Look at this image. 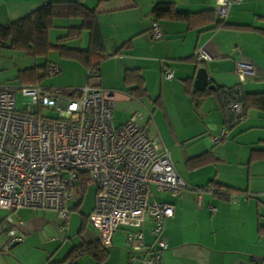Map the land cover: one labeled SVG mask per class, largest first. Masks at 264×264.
Wrapping results in <instances>:
<instances>
[{"label": "crops", "instance_id": "1", "mask_svg": "<svg viewBox=\"0 0 264 264\" xmlns=\"http://www.w3.org/2000/svg\"><path fill=\"white\" fill-rule=\"evenodd\" d=\"M55 1L76 0H0V24L6 25ZM79 1L93 10L103 41L98 78L87 80V70L81 62L50 50L48 55H56L45 57L43 64H58L59 78L43 85L44 78L38 85L74 94L86 83H94L120 93L113 110L116 125L134 112H143L140 124L161 139L177 175L189 187L180 197L153 191L152 200L173 205L172 217L163 224L167 248L161 252L160 264H235L237 260L251 264L253 258L264 260V112L249 108L244 121L231 126L222 141L212 140L225 121L217 90L238 83V60L249 61L254 67V75L240 84L242 92H264V0H242L232 5L224 20L226 26L215 30H208L212 24H205L202 18L193 21L192 26L184 20H159V40H154L150 31L155 5L170 3L178 12L199 14L213 10V0ZM80 25L77 18H55L47 39L56 44L70 27ZM64 44L87 49L89 33L83 30L78 38ZM198 47L210 55L200 64L193 61ZM16 54L32 58L7 45L0 46V62L14 56L17 63L25 60ZM36 63L30 61L23 67L39 66ZM164 66L172 69L171 80H163ZM3 67L0 64V69ZM198 67L206 69L214 90L193 91ZM127 70L138 71L146 92L144 98L127 96ZM0 88L12 90L3 84ZM253 151H259L256 159L251 158ZM78 183L81 195L66 203L69 217L64 227L51 209L23 207L14 212L20 240L11 246L6 235L0 233V264H70L73 249L98 241V232L87 221L94 207V202L84 203L88 184L82 190ZM206 186L227 192L219 195L204 190L200 194L202 207L198 208L195 189ZM72 211L78 215H72ZM5 215L0 210V222ZM150 226L147 219L143 234L145 243L152 246ZM126 231L119 227L113 232L112 245L106 248V256L99 264H140L128 262ZM72 264L98 263L83 254Z\"/></svg>", "mask_w": 264, "mask_h": 264}, {"label": "built area", "instance_id": "2", "mask_svg": "<svg viewBox=\"0 0 264 264\" xmlns=\"http://www.w3.org/2000/svg\"><path fill=\"white\" fill-rule=\"evenodd\" d=\"M241 1L213 0L216 18L224 21L232 5ZM150 31L154 40L161 39L157 22L152 23ZM209 59L203 47L193 52L197 64ZM235 72L238 83L217 90L225 121L212 138L214 143L222 141L229 128L246 117L240 84L254 75V67L240 59ZM45 73L59 74L60 67L50 63ZM161 74L165 81L173 77L168 66L161 69ZM98 75L97 67L86 71V78L96 79ZM19 90L28 107L25 112L15 109L13 90L0 88V210L6 213L0 233L6 235L7 242L20 240L13 217L19 208L51 209L60 225L66 226V203L79 199V175L84 174L95 190L87 221L98 232L100 246L110 247L113 232L123 227L127 229L124 244L128 262L160 264L161 252L167 248L163 224L172 217L173 205L152 200L153 191L180 197L189 187L177 175L161 139L140 124L143 115L134 112L125 122L114 124L113 110L120 93L94 83H86L74 94L38 84ZM48 111H54L57 117H49ZM204 190L224 193L212 186L196 188L198 208L202 207L200 194ZM147 219L152 246L144 240ZM235 264L249 263L237 260Z\"/></svg>", "mask_w": 264, "mask_h": 264}, {"label": "trees", "instance_id": "3", "mask_svg": "<svg viewBox=\"0 0 264 264\" xmlns=\"http://www.w3.org/2000/svg\"><path fill=\"white\" fill-rule=\"evenodd\" d=\"M151 16L153 18L152 22H159V20L162 19L172 18L175 20H184L190 26H192L193 21L202 18L206 20L205 24H212L208 30H215L226 26L225 21L216 18L213 10H207L199 14L178 12L170 3L155 5L151 12ZM55 18H77L81 20V25L79 27H70L64 36L57 39L56 44H50L47 39V31L51 27L52 20ZM83 30L89 33V45L87 49L71 48L64 44L67 40L78 38ZM2 45H7L9 48L33 58H45L50 50H56L61 57H70L78 60L86 67V70L91 67L98 68V62L101 58L100 52L103 50V41L99 33L94 12L85 7L79 0L45 3L31 13L15 21L6 25L0 24V46ZM47 65L48 63H44L43 65H35L22 70L18 74L20 85L39 84V82L47 77L45 73ZM124 75L125 83L130 86L127 91V96L137 99L144 98L146 92L138 71L127 70ZM87 80H89V78H87ZM242 101L245 112L249 108H256L264 112V92L252 94H245L242 92ZM257 154H259V151H253L251 158L256 159L258 156ZM79 181L82 190L84 186L89 183L88 178L84 174L79 175ZM226 192L227 191L224 190L223 194ZM83 254L91 256L99 264L106 256V248L101 247L98 241L78 246L71 251L70 264ZM250 262L251 264H261L264 260L253 258Z\"/></svg>", "mask_w": 264, "mask_h": 264}, {"label": "rangeland", "instance_id": "4", "mask_svg": "<svg viewBox=\"0 0 264 264\" xmlns=\"http://www.w3.org/2000/svg\"><path fill=\"white\" fill-rule=\"evenodd\" d=\"M16 55H19V54H16ZM55 55L56 54L51 53L47 56L55 57ZM19 57L21 59H25V60H21V63H20V61H18V63H17L15 56L13 58H4L1 60L0 64H1V66H4V67L0 69V84H3L5 86H9L12 88V90L14 91L15 109L19 112H25V111H27L28 107L25 103V99L22 97V94L19 90L21 85H20V81L18 78V74L22 70L28 68V67H23V66H29L30 61H31V64L34 61H36L37 62L36 64L41 65V64H43L45 58L44 57H37L34 59L33 57L27 58V57H24L22 55H19ZM24 61H26V62L24 63ZM16 64H18V65H16ZM249 77H251V76H249ZM57 78H59V74H56L53 76H47V77H45V81L43 82V85H47L52 80H56ZM137 112H140V111H137ZM140 113L143 114L142 111ZM144 113H146V112H144ZM48 115H49V117L56 118L58 114L51 112V111L50 112L48 111ZM146 115L148 116L147 113H146ZM236 125H238V124H236ZM223 127H224V124L221 126V128H223ZM87 187L88 188H87V192L85 193L84 203L85 204H91L89 202H94V200H95L94 187L91 183H88ZM71 214L72 215H78V213L75 211H72Z\"/></svg>", "mask_w": 264, "mask_h": 264}, {"label": "water", "instance_id": "5", "mask_svg": "<svg viewBox=\"0 0 264 264\" xmlns=\"http://www.w3.org/2000/svg\"><path fill=\"white\" fill-rule=\"evenodd\" d=\"M192 88H193V91H201L204 89H211V90L215 89L214 85L209 84L208 75L204 67L197 68ZM15 244L16 242L12 243L11 246Z\"/></svg>", "mask_w": 264, "mask_h": 264}]
</instances>
